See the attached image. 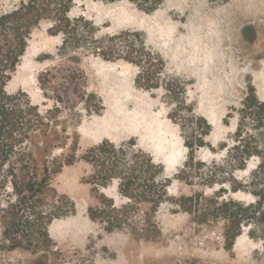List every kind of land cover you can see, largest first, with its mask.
<instances>
[{"label": "rangeland", "instance_id": "rangeland-1", "mask_svg": "<svg viewBox=\"0 0 264 264\" xmlns=\"http://www.w3.org/2000/svg\"><path fill=\"white\" fill-rule=\"evenodd\" d=\"M149 4L77 0L68 14L92 22L97 37L141 34L162 58L155 62L162 71L151 89L137 83L139 68L126 60L106 61L82 49L74 53L77 59L69 57L73 52L62 55V35L51 32L50 18L31 30L6 91H22L45 110L54 105L57 89L70 127L68 146L78 142L74 161L51 179L66 214L48 226L51 248L38 254L0 250V264H264L262 232L244 224L226 249L224 219L214 208L224 199L254 201L233 186L248 182L260 158L250 157L244 169L225 158L250 87L264 103V0H161L154 9ZM48 78L52 87L44 96ZM83 90L86 101H79L76 92ZM206 123L204 146H194L190 162L187 137L198 136ZM103 140H134L170 179L168 197L152 220L156 229L150 226L146 239L134 231L145 226L142 208L132 212L125 230L107 232L89 216L90 208L132 200L119 192L117 180L101 186L92 165L80 158Z\"/></svg>", "mask_w": 264, "mask_h": 264}, {"label": "trees", "instance_id": "trees-1", "mask_svg": "<svg viewBox=\"0 0 264 264\" xmlns=\"http://www.w3.org/2000/svg\"><path fill=\"white\" fill-rule=\"evenodd\" d=\"M77 0H0V250H29L32 253L46 252L53 241L48 233L50 222L66 214L60 211L62 202L51 186V179L65 164L74 161L73 145L68 119L62 116V94L55 88L52 107L40 110L22 91L8 93L6 85L20 63L31 30L42 20L53 21L51 32L61 34L60 53L77 59L79 50L98 56L106 61L126 60L139 68L137 83L147 89L157 87L153 76H159L162 67L155 70V62L161 56L146 45L144 37L134 32L121 31L110 36L97 37L92 22L83 16L70 17L69 11ZM107 1V0H106ZM113 1V0H109ZM149 9H154L161 0H145ZM48 74L51 72H47ZM74 79V76H71ZM43 95H49L52 87ZM170 91V85L166 84ZM83 101L86 92H76ZM93 98V94H89ZM98 101V100H97ZM100 105V102H97ZM74 105L67 106L72 113ZM195 122V126H196ZM198 136L187 137L190 148L189 161L194 156V146H204V138L210 125L205 124ZM69 153L56 154L69 149ZM257 156L258 166L251 171L248 182L236 184L233 190L249 192L254 201L244 205L233 199L222 200L214 207L224 219L222 237L224 247L230 249L244 224L260 230L264 237V103L253 87L243 99L239 120L234 132V144L227 151L228 160L236 169H244L247 160ZM94 169L96 180L105 186L117 180L119 192L131 198L126 204L116 207L110 201L107 207L89 209V216L103 224L107 232L125 230L126 221L133 211L141 209L145 226L136 229L147 237L149 227L156 229L153 217L167 197L170 179L163 167L152 157L136 147L134 140L115 144L103 140L80 156ZM208 172V171H207ZM209 174L212 173L209 170ZM64 198V197H62ZM145 211H144V210ZM41 256V255H39Z\"/></svg>", "mask_w": 264, "mask_h": 264}, {"label": "crops", "instance_id": "crops-1", "mask_svg": "<svg viewBox=\"0 0 264 264\" xmlns=\"http://www.w3.org/2000/svg\"><path fill=\"white\" fill-rule=\"evenodd\" d=\"M51 223V222H50ZM49 226V225H48Z\"/></svg>", "mask_w": 264, "mask_h": 264}]
</instances>
